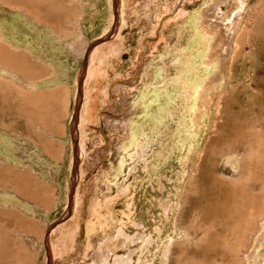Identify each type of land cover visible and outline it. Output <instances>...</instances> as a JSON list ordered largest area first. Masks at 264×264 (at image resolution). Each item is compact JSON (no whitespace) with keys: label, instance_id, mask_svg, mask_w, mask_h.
<instances>
[{"label":"rangeland","instance_id":"obj_1","mask_svg":"<svg viewBox=\"0 0 264 264\" xmlns=\"http://www.w3.org/2000/svg\"><path fill=\"white\" fill-rule=\"evenodd\" d=\"M49 117L69 156L43 222L18 202L52 189L15 162ZM263 216L264 0H0V264H230L242 242L264 264Z\"/></svg>","mask_w":264,"mask_h":264},{"label":"crops","instance_id":"obj_2","mask_svg":"<svg viewBox=\"0 0 264 264\" xmlns=\"http://www.w3.org/2000/svg\"><path fill=\"white\" fill-rule=\"evenodd\" d=\"M55 39L56 38H51L50 40L54 42ZM55 44H59L62 47L67 45L71 48L69 43L61 44L55 42ZM34 52L35 54L43 56V61L50 66L48 63L50 59V56L48 55L49 52ZM69 53H71L70 50L66 52L65 56H61L60 58L66 57ZM45 82L52 83L54 80L50 77L48 80H45ZM45 82L42 81L36 83L41 85V83ZM38 125L39 131L35 134L34 132L31 133L25 138L26 142L30 143L31 147L28 148L29 151H23V153L24 156L29 157L30 160H22L20 162H15V164L20 170L36 174L43 183L52 189V194L50 196L42 195L40 201L24 198L18 202L20 210L25 211L28 215L36 213V217L40 221L45 222L50 215L61 210V207L65 204V195L61 185L59 186L58 183H55V180L48 179L42 175L44 173H50L53 164L58 163L61 167L66 165L68 163L69 149L67 141L65 140V135L57 128V121L55 119L49 117ZM1 155L4 157L2 153Z\"/></svg>","mask_w":264,"mask_h":264},{"label":"bare ground","instance_id":"obj_3","mask_svg":"<svg viewBox=\"0 0 264 264\" xmlns=\"http://www.w3.org/2000/svg\"><path fill=\"white\" fill-rule=\"evenodd\" d=\"M143 2H144V0H142ZM162 1V0H161ZM139 4V3H138ZM129 8V7H128ZM208 8V7H207ZM206 8V9H207ZM128 10V9H127ZM129 11H130V9H129ZM51 14V13H50ZM136 14L137 13H135V14H133V15H131V17H133V22L135 23V24H137V25H140V24H143L144 23V20L143 19H146V20H148L147 18H148V16L147 15H145V16H143V17H141V18H139V19H137V17L138 16H136ZM208 15V16H207ZM211 15L213 16V14H210V13H207V11L205 10V14L203 15V23H205L206 21H209L210 23V25L213 23V22H218V23H221V21H216V19L214 18V17H211ZM215 15V14H214ZM131 19V18H130ZM132 20V19H131ZM203 25V24H202ZM212 26V25H211ZM157 27V26H156ZM155 27V28H156ZM214 27H216V26H214ZM211 28V27H210ZM10 35L9 36H12V35H14V30H13V28L12 27H10ZM214 31V30H213ZM219 31V30H218ZM226 33L227 34H225V33H223L221 36H224L223 38H227V36H228V32L226 31ZM2 38V37H1ZM222 38V37H221ZM11 41V40H10ZM221 41H222V39H221ZM220 41V42H221ZM234 43H235V38H234ZM233 43V44H234ZM218 44V43H217ZM223 44H225L224 42L222 43H220V45H223ZM73 46V45H72ZM215 46H217V45H215ZM218 47V46H217ZM216 47V48H217ZM224 48V47H223ZM68 49V48H67ZM70 49V51H72V48H69ZM68 49V50H69ZM211 54V53H210ZM214 55V54H213ZM213 55H211L210 57H208L209 59H208V61L207 62H209L210 63V61H211V57L213 56ZM216 55L217 56H221V60H224V58L226 57V48H224V51L221 53H219V52H216ZM215 59V58H214ZM16 60H18V59H16ZM16 60H14V63H15V61ZM13 61V60H12ZM105 61V60H104ZM17 62V61H16ZM13 63V62H12ZM22 63V62H21ZM221 64H224V63H221ZM16 65V64H15ZM221 66V65H220ZM23 68V67H22ZM229 68V67H228ZM24 69V68H23ZM28 69V68H27ZM155 69V68H154ZM195 69V68H194ZM21 70V69H20ZM29 70V69H28ZM218 71H219V69H218ZM222 71H223V69H222ZM22 73H23V71H21ZM25 72V71H24ZM30 72V71H29ZM228 72V71H227ZM21 73V74H22ZM164 73V72H163ZM32 74H34V73H32ZM149 75L151 76V81H152V77H153V70L151 71V73H149ZM22 76H24V75H22ZM29 76H30V74H29ZM28 76V77H29ZM144 76V75H143ZM150 76H149V78H150ZM26 77V76H25ZM40 77V76H39ZM187 77V76H186ZM34 79V78H33ZM216 79V78H215ZM31 80V79H30ZM210 80H213V78L212 79H210ZM210 80H208V82L206 83V85H209V86H211V87H214V83L213 82H211ZM62 87H64V86H62ZM206 87V86H205ZM65 88V87H64ZM65 90H66V88H65ZM126 91L128 90V89H125ZM124 91V90H123ZM205 96V95H204ZM215 96V93L213 92L212 94H211V96H210V99L212 100L213 99V97ZM201 100V99H200ZM211 100H207L208 102H211ZM202 102V101H201ZM205 101H203V103H204ZM217 104H216V109H217V107L219 106V100L216 102ZM199 104H200V102H199ZM202 104V103H201ZM6 106V105H5ZM202 107V106H201ZM207 108V107H206ZM12 110V109H11ZM202 112V111H201ZM200 114V113H199ZM198 116V115H197ZM199 117H201L200 115H199ZM194 121V120H193ZM27 123V120H26V122L24 123V125ZM110 123V122H109ZM114 123V122H113ZM31 124V123H30ZM196 124V123H195ZM112 125V124H111ZM113 126H115V127H117V128H119L120 130L122 129V130H124L125 128H126V122H123V120L122 119H120L119 120V123L117 122V123H115V124H113ZM198 126V125H197ZM29 127V126H28ZM27 127V128H28ZM26 128V127H25ZM21 129V128H20ZM22 130V129H21ZM23 130H24V128H23ZM19 132V131H18ZM21 132V131H20ZM27 132V131H26ZM175 133V132H174ZM115 136H118L117 134H115ZM190 154V153H189ZM188 154V155H189ZM193 176V171L191 172V174H190V177H189V179H188V181H187V184H186V188H185V190H184V195H183V199H182V203H184V200H185V198H186V193H187V191H188V188H190L191 187V182H192V177ZM84 177V176H83ZM222 177V176H221ZM220 177V178H221ZM211 178V177H210ZM224 178H225V176H224ZM223 178V179H224ZM226 179H229V178H226ZM225 179V180H226ZM94 183V182H93ZM91 184V183H90ZM92 185V184H91ZM92 187H93V185H92ZM94 188H95V186H94ZM92 191V190H91ZM97 198V197H96ZM240 198V197H239ZM101 199H102V196H101ZM101 201V200H100ZM243 201V200H242ZM98 205V204H97ZM264 219V216H263V218H262V220ZM178 221V223H177V225H179V227H181V228H183V229H186L185 227H186V225L184 226V225H182L181 223H179V220H177ZM235 222V221H234ZM238 223H240V222H238ZM237 223V224H238ZM236 225V224H235ZM237 226V225H236ZM245 227V226H244ZM258 227V226H257ZM256 227V228H257ZM244 229V228H243ZM242 229V230H243ZM246 229V228H245ZM235 230V229H234ZM245 231V230H244ZM248 231V230H247ZM260 231V228H259V230L257 229V231L254 233V235L256 234V233H258ZM246 232V231H245ZM253 232V231H252ZM102 234V233H101ZM232 234H234V233H232ZM253 234V233H252ZM231 235V234H230ZM242 235V234H241ZM249 235V234H248ZM103 236H104V234H103ZM225 237V236H224ZM95 238V237H94ZM203 238V237H202ZM243 237H240V239H242ZM224 239V238H223ZM227 239V238H226ZM225 239V240H226ZM244 240V239H243ZM102 241V240H101ZM235 241V240H234ZM204 242V241H203ZM225 242V241H224ZM241 242H242V240H241ZM248 242V241H247ZM124 243V242H123ZM173 244V243H172ZM252 244V243H251ZM128 245H129V242H128ZM239 245V244H238ZM247 245L248 244H246V242H245V244L242 242L241 243V246H240V248L238 249V246H237V251H238V254L236 253L235 255L233 254V256H231L230 257V259H229V263L230 264H245V261L243 260V258L242 257H240V255H243V253H245L246 251H247ZM99 246V245H98ZM235 247V246H234ZM95 248L96 247H94L93 248V250H95ZM236 252V251H235ZM102 255V252H99L98 251V255ZM251 254V253H250ZM239 255V256H238ZM56 256H59V255H56ZM55 256V257H56ZM168 256H169V253H168ZM168 256H167V258H168ZM224 256H225V254H224ZM226 258V257H225ZM131 259H132V256H126L125 258H123V257H121V258H119L118 260H115L116 262H114V263H116V264H130L131 263ZM62 260V259H61ZM89 260H91L90 258H89ZM76 262H78V261H76ZM228 262V261H227ZM55 263L56 264H63L64 262H62V261H60L59 260V258L57 259V260H55ZM76 264H78V263H76ZM79 264H86V262L84 263V262H80Z\"/></svg>","mask_w":264,"mask_h":264}]
</instances>
